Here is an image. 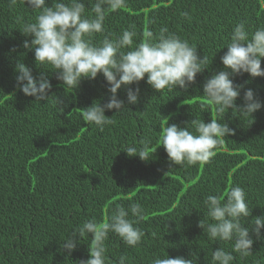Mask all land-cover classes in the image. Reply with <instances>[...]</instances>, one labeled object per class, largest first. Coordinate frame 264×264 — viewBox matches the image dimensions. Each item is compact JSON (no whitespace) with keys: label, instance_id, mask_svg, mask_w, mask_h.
I'll use <instances>...</instances> for the list:
<instances>
[{"label":"trees","instance_id":"16d2710c","mask_svg":"<svg viewBox=\"0 0 264 264\" xmlns=\"http://www.w3.org/2000/svg\"><path fill=\"white\" fill-rule=\"evenodd\" d=\"M90 7L86 0V12ZM35 15L19 2L9 7V0H0V264H77L89 258L91 234L70 257L61 242L83 221L95 218L104 223L113 208H127L130 201L146 209L139 225L145 236L136 248H129L109 233L107 264H116L124 254L130 257L126 264H151L155 256L167 254L192 259L193 264H212L215 248L231 251L230 242L211 241L203 235L198 222L206 217V196H225L235 185L244 188L252 208L247 219L264 215V107L252 116L231 109L218 115L202 95V85L213 71L223 68L220 57L237 23L245 22L249 31L264 26V0H127L126 8L109 12L108 31L119 34L135 25L138 42L145 31L157 36L167 27L195 44L198 55L207 56L209 63L187 92L177 87L156 93L145 78L129 86L139 87L140 102L127 104L122 87L117 95L127 109L106 111L115 123L103 131L82 120V109L107 99L102 74L83 80L74 92L51 74L48 101H34L17 88L18 61L31 68L34 76L41 71L34 51L22 47L29 38L20 32ZM234 83L253 89L264 102V77L245 73L234 77ZM242 96L243 89L238 106L243 104ZM57 98L62 101L59 106ZM165 117L180 127L193 118L206 123L218 119L227 122L234 134L224 138L209 163L172 166L163 146L158 147ZM145 138L152 141L151 159L142 161L124 152ZM253 239L252 254L242 258L233 253V264H264V239Z\"/></svg>","mask_w":264,"mask_h":264},{"label":"clouds","instance_id":"9594fccd","mask_svg":"<svg viewBox=\"0 0 264 264\" xmlns=\"http://www.w3.org/2000/svg\"><path fill=\"white\" fill-rule=\"evenodd\" d=\"M18 2L36 13L33 19L23 23L20 32L29 38L24 40L22 47L34 51L35 64L41 71L34 76L31 68L18 61L14 69L17 88L24 95L34 97V101H48L52 90L49 75L55 74L63 88L74 92L83 80H95L102 74L108 85L106 101L101 98L99 103L93 102L82 109V120L101 131L115 123L105 115L106 111L119 113L127 109L125 100L117 95L122 87L126 88L127 104H137L140 89L130 85H138L146 78L145 82L156 93L165 89L171 92L177 87L187 92L196 83L197 74L208 68V57L201 58L195 44L170 32L167 27H162L157 36L150 30L145 31L138 42L134 39L138 36L135 25L121 29L119 34L108 31L105 28L107 14L126 8L127 0H87L91 5L89 12H86V0H52L51 6L48 0H9V7ZM183 15L187 17L188 14ZM97 35L102 39H94ZM224 47L227 51L220 57L223 68L205 79L202 95L216 107L218 115L231 109L243 116H252L264 107V102L253 89L235 84L234 77L245 73L252 78L264 77L261 67L264 26L249 31L245 22L237 23ZM242 89L243 104L238 106L236 101ZM61 103L57 98V106ZM200 108L205 109L206 105ZM165 118L167 123L161 127L158 147L163 146L172 166L189 168L209 163L224 144V138L234 134L227 122L221 123L218 119L211 118L206 123L201 118H193L180 127L169 124L170 117ZM151 143V138H145L127 146L124 152L148 161ZM246 195L244 188L235 185L225 196L209 194L203 201L206 217L198 222L203 235L211 241L231 243V251L218 247L211 252L212 264H233V253L247 257L252 254L253 237L264 239L261 233L264 215L247 219L252 216V208ZM145 214L146 209L138 201H130L127 208L116 206L106 222L98 223L91 218L74 228L61 242V249L70 257L77 244L91 234L89 258L80 259L77 264H107L109 233L117 235L127 247L136 248L145 236L139 226ZM129 260L126 254L120 255L116 264H126ZM151 264H193V261L167 254L155 256Z\"/></svg>","mask_w":264,"mask_h":264}]
</instances>
